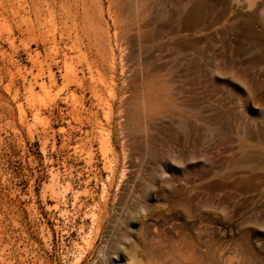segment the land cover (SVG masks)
<instances>
[{"label": "rangeland", "instance_id": "1", "mask_svg": "<svg viewBox=\"0 0 264 264\" xmlns=\"http://www.w3.org/2000/svg\"><path fill=\"white\" fill-rule=\"evenodd\" d=\"M74 263L264 264V0H0V264Z\"/></svg>", "mask_w": 264, "mask_h": 264}, {"label": "bare ground", "instance_id": "2", "mask_svg": "<svg viewBox=\"0 0 264 264\" xmlns=\"http://www.w3.org/2000/svg\"><path fill=\"white\" fill-rule=\"evenodd\" d=\"M256 5V0H250V6L254 7ZM254 52V51H253ZM256 54V53H255ZM256 56V55H255ZM79 256L74 260L75 262L78 260ZM75 264V263H74Z\"/></svg>", "mask_w": 264, "mask_h": 264}]
</instances>
